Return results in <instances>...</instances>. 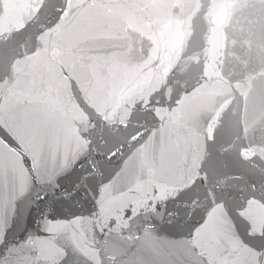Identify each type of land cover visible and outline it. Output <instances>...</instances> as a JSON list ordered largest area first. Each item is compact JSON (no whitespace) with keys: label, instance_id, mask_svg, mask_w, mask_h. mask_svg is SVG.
<instances>
[{"label":"snow or ice","instance_id":"snow-or-ice-1","mask_svg":"<svg viewBox=\"0 0 264 264\" xmlns=\"http://www.w3.org/2000/svg\"><path fill=\"white\" fill-rule=\"evenodd\" d=\"M0 264H264V0H0Z\"/></svg>","mask_w":264,"mask_h":264},{"label":"water","instance_id":"water-1","mask_svg":"<svg viewBox=\"0 0 264 264\" xmlns=\"http://www.w3.org/2000/svg\"><path fill=\"white\" fill-rule=\"evenodd\" d=\"M24 223L22 222L17 228H15L11 235L9 236V240H15V241H19L24 235ZM36 228V223L35 221L31 222V224L28 226V231H34Z\"/></svg>","mask_w":264,"mask_h":264}]
</instances>
